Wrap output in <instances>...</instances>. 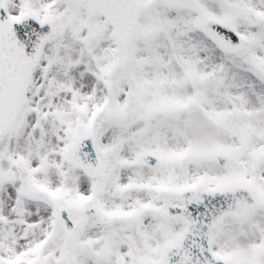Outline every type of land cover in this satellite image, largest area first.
Returning a JSON list of instances; mask_svg holds the SVG:
<instances>
[{
  "label": "snow or ice",
  "instance_id": "6c2138e0",
  "mask_svg": "<svg viewBox=\"0 0 264 264\" xmlns=\"http://www.w3.org/2000/svg\"><path fill=\"white\" fill-rule=\"evenodd\" d=\"M0 264H264V0H0Z\"/></svg>",
  "mask_w": 264,
  "mask_h": 264
}]
</instances>
